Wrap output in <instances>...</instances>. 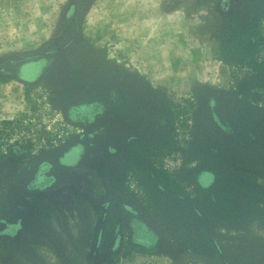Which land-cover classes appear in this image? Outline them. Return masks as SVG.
Returning <instances> with one entry per match:
<instances>
[{
  "label": "rangeland",
  "instance_id": "1",
  "mask_svg": "<svg viewBox=\"0 0 264 264\" xmlns=\"http://www.w3.org/2000/svg\"><path fill=\"white\" fill-rule=\"evenodd\" d=\"M234 39L264 55L260 0H0V264H264V90L227 92ZM81 44L140 79L95 94Z\"/></svg>",
  "mask_w": 264,
  "mask_h": 264
},
{
  "label": "trees",
  "instance_id": "2",
  "mask_svg": "<svg viewBox=\"0 0 264 264\" xmlns=\"http://www.w3.org/2000/svg\"><path fill=\"white\" fill-rule=\"evenodd\" d=\"M241 29L238 31H234V34L237 35ZM233 34V35H234ZM240 34V33H239ZM242 35H247L246 33ZM247 44L246 40H243ZM82 45V46H81ZM79 45L78 48H80L77 53L80 54V58L77 56H72L70 58V61L72 63V77L74 79L81 81L83 84H88L90 89L94 92H96V89L100 88H106L113 86L114 88L122 87V82L118 81L116 82L115 76H119V79H123V83L127 84L128 81L134 82L135 77L136 79H140L138 75H135V77H131V75H128V69L126 67H118L115 64L109 66L104 61V55H97L98 51L95 50L90 45ZM239 43L234 40L227 41L225 43H222L220 46L221 61H223L226 65H228L231 69V76L233 79V83L231 87L227 90V92H231L232 94H235L237 92L243 91L248 82L251 80V77L253 76L257 78L259 83L257 84L256 89L264 90V77H260L259 72L262 71L264 68V55L259 54H251V53H244L242 52V47L238 48ZM241 46V45H240ZM242 49V51L240 50ZM237 52H242L241 55L243 56V61L247 60V65L250 67V70H243L242 72H238L239 69L235 68V59L232 56H235L234 54ZM223 54V55H222ZM246 65V64H244ZM237 70V72H236ZM100 72L102 76L99 74L100 77L95 76V73ZM105 73V74H104ZM256 75V76H255ZM261 79V80H260ZM123 84V85H124ZM125 86V85H124ZM128 88V86H125ZM129 89V88H128ZM127 89V90H128ZM126 91V90H125ZM99 93V92H98ZM97 92L95 94H98ZM230 94V93H228ZM109 95H111V99L113 102H116V100H119L118 94L115 95L114 92L110 91ZM251 96H253V99L257 102L263 101L264 102V94L261 93L254 95L250 93ZM135 97H137L136 91L133 92H126L124 99L127 100L129 103H133L135 101ZM261 98V99H260ZM190 99H187L186 101H189ZM220 102L219 100H217Z\"/></svg>",
  "mask_w": 264,
  "mask_h": 264
},
{
  "label": "flooded vegetation",
  "instance_id": "3",
  "mask_svg": "<svg viewBox=\"0 0 264 264\" xmlns=\"http://www.w3.org/2000/svg\"><path fill=\"white\" fill-rule=\"evenodd\" d=\"M263 4H264V0H260ZM38 64H34V65H29L24 67L23 69V76L24 77H29L30 75H33L35 73V71L38 69ZM75 158V157H74ZM211 174L208 173V177H210ZM144 235L147 236V232L143 231Z\"/></svg>",
  "mask_w": 264,
  "mask_h": 264
},
{
  "label": "water",
  "instance_id": "4",
  "mask_svg": "<svg viewBox=\"0 0 264 264\" xmlns=\"http://www.w3.org/2000/svg\"><path fill=\"white\" fill-rule=\"evenodd\" d=\"M79 151H80V150L77 149V148H75L74 150H72V151L68 154V156H67L65 162H67V163H73V162L78 161V160L80 159V152H79ZM74 157H75V158H74Z\"/></svg>",
  "mask_w": 264,
  "mask_h": 264
}]
</instances>
